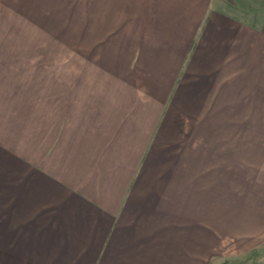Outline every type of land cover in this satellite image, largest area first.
I'll use <instances>...</instances> for the list:
<instances>
[{
    "label": "crops",
    "instance_id": "obj_1",
    "mask_svg": "<svg viewBox=\"0 0 264 264\" xmlns=\"http://www.w3.org/2000/svg\"><path fill=\"white\" fill-rule=\"evenodd\" d=\"M57 1L84 12L75 43H9L0 11L1 264H204L233 217L215 163L251 147L264 161L263 134H233L240 114L264 131V0ZM19 67L32 99L10 90ZM253 180L240 264H264V166Z\"/></svg>",
    "mask_w": 264,
    "mask_h": 264
},
{
    "label": "rangeland",
    "instance_id": "obj_2",
    "mask_svg": "<svg viewBox=\"0 0 264 264\" xmlns=\"http://www.w3.org/2000/svg\"><path fill=\"white\" fill-rule=\"evenodd\" d=\"M227 2L229 6L242 8L244 11L246 10L245 8H247L249 12H258L260 7V2L258 0H227ZM2 9L10 10V17L6 21H3L4 19L2 20V26H7L9 29V43H15L16 39H18V42H24L25 39L22 41L20 35L23 31L26 34L23 35V37L26 39H28V37L33 39V35H38L34 32L42 31L44 34L35 40L37 45H39L38 43L41 44V47L49 42L54 44H65L69 42L70 44L71 41V43H75L76 40H70V36H67L69 33L67 32H69L70 29L71 31H78L80 29L82 26L81 14L84 13L81 11L79 2H54V0H0V11ZM35 28H37V30ZM17 30L19 32L18 35L15 34ZM14 43L13 45L16 46ZM27 43L29 42H26L25 44ZM15 50L14 53L17 54L18 59L26 58L27 56H34L35 58L37 57L40 60H43L41 63L47 64L49 58L48 51L38 49L32 51V49L28 54V52L25 51L29 50L24 51L20 48H16ZM11 58H13L12 55ZM19 68H24V70H22L23 72H21L23 74L20 73L22 77L17 78L16 76H13V81H19L20 83L9 82L10 90L20 92L21 95H27L28 98L32 99L35 87V83L33 82L34 68ZM42 69L47 70V67ZM1 79L6 81L5 77H2ZM252 118L254 117L244 116L243 114L233 116L234 123L239 122L242 124L238 130H235L238 123L235 125L233 131L234 139H245L248 141L249 139L254 138L253 140H260L258 138H260L262 134V138L264 137V131L247 129V126L245 127L247 130H244V119L247 123H250ZM259 133L261 134L258 136ZM253 140L250 141V143L253 142ZM242 150H246V147L242 148ZM250 150L253 152L252 155L243 156V159L239 158L238 153L237 156L234 154L232 158L225 162L224 158H221L215 163V169L217 172L221 171L218 173V176L221 179L217 176V184H215V187L219 190L217 192L218 201L216 205L218 208L225 207L226 204L223 199H229L231 197L233 217L232 219L230 218L232 222L230 220L231 223H229L230 225L228 224L227 227L217 226L216 240L218 243L215 244V246L217 245L216 249L215 247L214 249H210L211 253L213 251L216 252L213 253L215 256L213 255L210 259H203L204 264H235L236 262L244 261V257L246 256L244 254V222L239 220L240 217H242V215L239 217L241 209L244 211V183L246 182L248 185L250 183L252 184V181H254L253 178H256L257 171H262L264 166V161L262 162L261 160V152L257 153L256 148L252 147ZM225 190L226 192L224 194L223 192ZM220 197H223V199L219 201ZM13 245L15 244H11L10 242V247ZM203 249H206V251L208 250V248L202 244V250ZM256 252L257 251L255 250L254 253ZM25 263L26 262H24L23 258H13V254L10 252L9 264Z\"/></svg>",
    "mask_w": 264,
    "mask_h": 264
},
{
    "label": "trees",
    "instance_id": "obj_3",
    "mask_svg": "<svg viewBox=\"0 0 264 264\" xmlns=\"http://www.w3.org/2000/svg\"><path fill=\"white\" fill-rule=\"evenodd\" d=\"M244 262V261H243ZM243 262H241V261H239V262H236L235 264H240V263H243ZM226 264V263H225Z\"/></svg>",
    "mask_w": 264,
    "mask_h": 264
}]
</instances>
